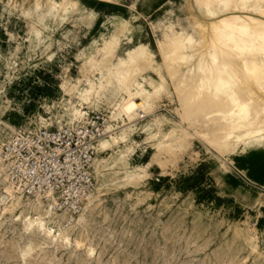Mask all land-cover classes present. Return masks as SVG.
I'll return each mask as SVG.
<instances>
[{
    "label": "rangeland",
    "instance_id": "obj_1",
    "mask_svg": "<svg viewBox=\"0 0 264 264\" xmlns=\"http://www.w3.org/2000/svg\"><path fill=\"white\" fill-rule=\"evenodd\" d=\"M65 1L0 0V151L18 126L75 123L74 106L105 113L114 146L98 153L94 144L99 166L91 165L94 189L82 210L51 205L50 224L68 243L25 229L22 211L34 197L19 190L15 203L6 195L11 179L0 159V264H264V146L232 143L221 153L176 111L178 77L158 43L172 31L192 33L187 0H67L62 9ZM139 43L153 52L165 84L130 124L124 115L109 118L125 94L104 71ZM83 75L103 87L88 102L70 100L65 89ZM149 80L159 78L145 66L132 83L150 89ZM165 141L176 148L146 166Z\"/></svg>",
    "mask_w": 264,
    "mask_h": 264
},
{
    "label": "bare ground",
    "instance_id": "obj_2",
    "mask_svg": "<svg viewBox=\"0 0 264 264\" xmlns=\"http://www.w3.org/2000/svg\"><path fill=\"white\" fill-rule=\"evenodd\" d=\"M190 2L192 0H187L190 23L186 21L190 24L192 33L186 30L180 33L172 31L170 36L158 43L163 65L172 78L178 77L176 89L180 108H176L177 113L189 120L190 125L198 123L196 132L221 153L232 143L242 142L246 147L264 146V0H193L195 6L207 17L197 13L194 16ZM70 3L66 0L62 9ZM145 66L151 67L159 78L156 82L147 81L150 89L146 88L144 81L132 83L133 78ZM108 70L104 71L107 84L114 81L125 94L123 101L117 104L109 118L116 119L124 115L132 124L136 117L150 108L152 98L161 93L165 77L153 52L144 43L126 49L123 55L110 64ZM84 80L86 86L81 88ZM102 87L101 79L95 82L88 77H79L68 85L65 93L70 96V100L78 96L81 102H88ZM85 114L86 111L74 106L71 109V120L79 121ZM84 120H88V114ZM107 122L105 134L111 131L109 128L112 126L109 124L111 120L106 119L105 124ZM75 123H71L72 126ZM116 128L120 130L119 126ZM13 134L14 132L11 136ZM105 134L92 143L98 153L113 149L114 139ZM115 135L118 139L119 131ZM179 139L180 142L184 140L183 137ZM156 145L158 150L146 166L161 163L160 156L176 148L171 141L157 142ZM93 158L94 156L90 162V174L91 165L95 171L99 166L98 156L94 161ZM0 159L12 181L4 188L6 195L15 203L22 202L19 190L34 197L29 202L28 213L22 211L25 229L36 227L51 239L68 243L70 239L64 229L58 225L56 229V226L50 224L53 218L51 205L55 202V208H59L53 191L43 189L25 192L22 184L12 180L8 172L11 161L5 160L1 151ZM6 179L5 175L4 180ZM93 189L83 202L91 198ZM63 210L71 212L68 208H62L61 211Z\"/></svg>",
    "mask_w": 264,
    "mask_h": 264
},
{
    "label": "built area",
    "instance_id": "obj_3",
    "mask_svg": "<svg viewBox=\"0 0 264 264\" xmlns=\"http://www.w3.org/2000/svg\"><path fill=\"white\" fill-rule=\"evenodd\" d=\"M106 118L105 113L90 110L88 120H79L74 126L51 124L35 129L28 123L16 127L1 150L3 158L11 161L8 172L12 180L29 193L51 189L58 209L77 214L94 188L92 143L105 134Z\"/></svg>",
    "mask_w": 264,
    "mask_h": 264
}]
</instances>
